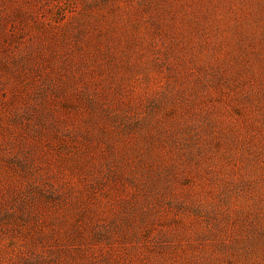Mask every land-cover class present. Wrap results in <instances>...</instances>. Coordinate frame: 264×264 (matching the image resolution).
I'll return each mask as SVG.
<instances>
[{
  "label": "rangeland",
  "instance_id": "obj_1",
  "mask_svg": "<svg viewBox=\"0 0 264 264\" xmlns=\"http://www.w3.org/2000/svg\"><path fill=\"white\" fill-rule=\"evenodd\" d=\"M0 264H264V0H0Z\"/></svg>",
  "mask_w": 264,
  "mask_h": 264
}]
</instances>
